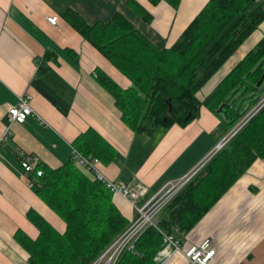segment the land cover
Listing matches in <instances>:
<instances>
[{"label":"crops","instance_id":"obj_1","mask_svg":"<svg viewBox=\"0 0 264 264\" xmlns=\"http://www.w3.org/2000/svg\"><path fill=\"white\" fill-rule=\"evenodd\" d=\"M208 1L180 0L175 9L166 1L152 5L147 0H0V135L6 126L12 132V138L0 145V264H30L29 255L15 238L19 232L37 239L39 231L26 216L29 210L58 231L65 228L36 195L35 175L25 174L17 152L32 154L42 165L55 169L72 161L73 142L79 135L89 129L97 132L115 151L113 161L101 163L102 173L113 182L142 188L134 206L114 197L119 211L132 222L137 218L136 207L166 183L189 173L227 135L219 125L221 118L204 106L186 127H157L150 135L131 131L95 72L102 71L122 89L130 81L63 13L72 10L90 25L120 13L163 49L178 39ZM139 7L152 16L150 22L143 19ZM54 16L58 18L55 26L47 22ZM263 41L264 20L202 87L198 99L203 101ZM40 67L46 69L41 82L68 106L67 113L32 85ZM24 94L32 97L35 115L21 124L10 123L6 108ZM263 97L251 104L254 98L240 92L234 100L236 104L237 99L240 103L247 100V107L239 105L250 111ZM204 239L215 249L209 264H264V158L257 159L180 242L187 249ZM155 262L187 264L183 253L166 248Z\"/></svg>","mask_w":264,"mask_h":264},{"label":"trees","instance_id":"obj_2","mask_svg":"<svg viewBox=\"0 0 264 264\" xmlns=\"http://www.w3.org/2000/svg\"><path fill=\"white\" fill-rule=\"evenodd\" d=\"M152 5L166 1L175 9L180 0H147ZM146 22L152 16L139 7ZM66 21L131 83L120 88L102 71L97 82L114 99L123 123L134 133L150 135L157 127H186L199 115L201 106L221 118L228 134L250 108L236 104L242 92L254 98L264 94V41L200 101L198 92L239 49L264 20V5L256 0H209L168 48L156 47L123 15L107 22L87 24L72 10ZM46 71L39 68L32 85L63 114L68 106L41 82ZM262 95H261V94ZM171 109L168 111V106ZM195 108L197 110L195 111ZM166 119V121H164ZM83 155L97 157L100 164L113 161L115 151L89 129L73 142ZM264 158V107L236 133L178 194L162 213L157 227L148 226L132 250L123 252L117 264H156L166 243L164 235L180 244L175 229L188 232L257 160ZM35 193L64 224L55 229L34 210L26 214L38 229L36 240L17 232L15 238L29 255L30 264H91L130 225L114 202V196L92 176L70 161L51 169L40 164Z\"/></svg>","mask_w":264,"mask_h":264},{"label":"built area","instance_id":"obj_3","mask_svg":"<svg viewBox=\"0 0 264 264\" xmlns=\"http://www.w3.org/2000/svg\"><path fill=\"white\" fill-rule=\"evenodd\" d=\"M256 2L264 5V0H256ZM57 17L47 18V22L53 26L56 25ZM32 97L29 94L20 96L13 106L6 108V113L10 123H23L28 117L34 116L35 112L31 107ZM264 107V97L257 103V105L250 111H248L243 118L244 121H240L232 129V136L226 141L218 143L212 152L203 159L194 169L190 171L183 178L170 181L166 183L155 194L145 206L136 208L138 212V218L131 222L121 236L108 246L91 264H117L119 258L123 252L132 250L133 244L141 234V232L148 226L157 227V217L160 212L165 208L169 202L175 197V195L181 190L190 180L198 173V171L206 164V161L213 157L220 149H222L227 142L243 128L262 108ZM234 131V133H233ZM237 131V132H236ZM229 132V133H231ZM236 132V133H235ZM12 138V132L10 126H6L1 130L0 145L6 144ZM17 158L19 159L25 174L42 176V170L40 169L38 157L27 154L23 151L17 152ZM72 161L74 164L86 172H88L92 178L101 183L105 189H107L114 197H120L127 200L131 205H135L142 194V188L140 186H129L124 183H116L109 180L100 169V161L93 155H83L75 148L72 151ZM24 176V175H23ZM25 179L28 182V178L25 175ZM164 241L166 243L165 248L172 249L174 252H181L186 259L187 264H209L212 260L215 249L211 245L209 239L202 240L199 244L190 246L187 249H182V245L175 240L172 236L164 235ZM171 256V253L169 254Z\"/></svg>","mask_w":264,"mask_h":264},{"label":"rangeland","instance_id":"obj_4","mask_svg":"<svg viewBox=\"0 0 264 264\" xmlns=\"http://www.w3.org/2000/svg\"><path fill=\"white\" fill-rule=\"evenodd\" d=\"M260 94H261V93H260ZM261 95H262V94H261ZM239 101H240V99H239V100L237 99V103H238V104L240 103ZM240 104H243V107H247L248 102H247V100H244V101H242ZM244 119H245V118H242L241 121L243 122ZM242 122H241V124H242ZM237 124H238V123H237ZM237 124H236L235 126H237ZM241 124H240V122H239V125H241ZM247 124H248V123H247ZM247 124H246V125H247ZM246 125H245V126H246ZM233 128H235V127H233ZM241 129H242V128H241ZM231 131H232V130H231ZM231 131H229V132H231ZM239 131H240V130H239ZM239 131H238V132H239ZM236 132H237V131H236ZM236 132H235V133H236ZM238 132H237V133H238ZM233 133H234V131H233ZM231 136H232V132H231V133H228V134L226 135V137L224 138V140L226 141V140H227L229 137H231ZM221 142H223V140H222ZM219 143H220V142H219ZM220 151H221V149H220L218 152H220ZM218 152H217V153H218ZM217 153H216V154H217ZM216 154H215V155H216ZM215 155H214V156H215ZM214 156H213V157H214ZM213 157L209 158V159L206 161V164H205V165H204V166L198 171V173H197V174H196V175L190 180V182H191V181H192V180H193V179H194V178H195V177H196V176L202 171V169H203L205 166H207V165L209 164V162L211 161V159H212ZM204 159H205V158H204ZM195 167H196V166H195ZM195 167H194V168H195ZM194 168H193V169H194ZM189 173H190V172H189ZM187 174H188V173H187ZM187 174H186V175H187ZM186 175H184V176H186ZM184 176H183V177H184ZM183 177H181V178H183ZM181 178H179V179H181ZM179 179H175V180H173V181H176V180H179ZM190 182H188V183H187V184H186L181 190H179V192L175 195V197L178 196V194H180ZM157 193H158V192H156L155 194H157ZM155 194H154V195H155ZM154 195H153V196H154ZM153 196H151V197H150V198H149L144 204H142L140 207H136V208H141V207L145 206V205L147 204V202H148ZM175 197H174V198H175ZM174 198H173V199H174ZM173 199H172V200H173ZM172 200H171V201H172ZM171 201H170V202H171ZM114 202H115V201H114ZM170 202H169V203H170ZM167 206H168V205H167ZM167 206H166V207H167ZM163 210H164V208H163ZM163 210H162V211H163ZM162 211L160 212V214H159L158 217H157V224H158V222H159L160 219H161L162 213L165 212V210H164L163 212H162ZM136 213H137V218H138V212H137V210H136ZM134 214H135V213H134ZM135 215H136V214H135ZM130 224H131V222H130ZM152 227H153V226H152ZM191 230H192V229H191ZM191 230H190V231H191ZM174 231H175V235H176V237L179 238L178 240H181L182 237H183L185 234H187V233L190 232V231H188V232H181V231L178 230V228H176Z\"/></svg>","mask_w":264,"mask_h":264},{"label":"water","instance_id":"obj_5","mask_svg":"<svg viewBox=\"0 0 264 264\" xmlns=\"http://www.w3.org/2000/svg\"><path fill=\"white\" fill-rule=\"evenodd\" d=\"M264 80V74L261 76V78H260V80H259V82H258V84H257V86L259 87L260 86V84L262 83V81ZM170 109H171V107H170V105L168 106V111H170ZM197 110V108H195V111ZM164 121H166V119H164Z\"/></svg>","mask_w":264,"mask_h":264}]
</instances>
